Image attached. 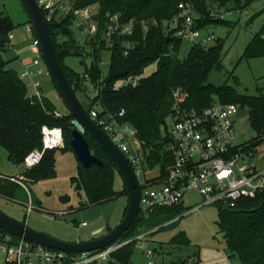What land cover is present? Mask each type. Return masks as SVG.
Segmentation results:
<instances>
[{
    "label": "trees",
    "instance_id": "obj_1",
    "mask_svg": "<svg viewBox=\"0 0 264 264\" xmlns=\"http://www.w3.org/2000/svg\"><path fill=\"white\" fill-rule=\"evenodd\" d=\"M255 1L257 0H78L77 7L98 6L93 17L97 30L84 44L74 36L72 25L75 17L71 12L59 19L54 15L48 23L61 65L79 97L87 94V82L98 89L96 96L90 98L89 105L82 101L88 111L96 108L100 117H104L111 113L118 116L121 110H125V114L118 116V119L136 129L145 171L158 168L164 177L174 161L169 149L171 137L167 120L173 117L176 89L181 88L188 93L182 103L187 109H201L216 101L223 104L240 103L249 107L252 127L257 132L264 127V94L248 95L240 93L228 83L217 86L209 82L210 72L223 68V40L217 39L210 46L196 43L181 58L179 49L183 38L177 35L183 26V18L179 17L181 3H189L194 7V27L201 30L210 25L231 24L220 15L211 17L214 10L219 13L230 2H234L237 9H244ZM115 15H118L121 27L132 22L133 30L128 34L115 30L111 34L109 46V39L104 35L109 32L111 17ZM176 19L177 25L174 24ZM29 23L32 25L30 17ZM171 24L175 25L174 29H171ZM15 29L12 18L1 13L0 51L6 50L10 34ZM33 33L37 37L34 27ZM126 42L134 45L128 54H125ZM106 49L111 51V66L110 74L103 77L102 53ZM69 55L92 57V64L86 67L84 75L65 63V57ZM260 56H264V25L244 52L246 58ZM152 62H157L158 68L152 74L143 76L146 66ZM133 78L139 81L136 86L130 82ZM120 81L127 82L118 86ZM56 110V104L45 94L42 100L30 96L28 86L19 71L8 67V61L0 55V145L8 151L13 162L24 163L31 152L42 149L44 125L61 127L65 140L62 149L72 150L74 116L69 112L57 116ZM85 135L92 151L103 160L101 165L92 163L85 166L80 162L78 173L73 177L77 189H83L87 195L85 205L99 204L121 193L127 194L125 181L124 190L120 192L115 189L116 174L119 172L115 161L97 140L87 132ZM55 150H47L39 164L28 168L21 175L31 181L55 177ZM11 177H0V194L12 196L18 182L11 180ZM183 211L184 203L171 207L156 206L152 210L141 209L131 227L115 243L157 227L161 229ZM218 226L230 255H238L243 264H264V195L240 199L234 208L220 206ZM0 229L4 234H9ZM12 237L13 240L20 238L15 235ZM170 243L187 246L191 240L186 233L179 232ZM136 244L133 240L118 248L108 263L129 264ZM190 262L184 261V264H194ZM200 262L199 258L195 263L201 264Z\"/></svg>",
    "mask_w": 264,
    "mask_h": 264
},
{
    "label": "rangeland",
    "instance_id": "obj_2",
    "mask_svg": "<svg viewBox=\"0 0 264 264\" xmlns=\"http://www.w3.org/2000/svg\"><path fill=\"white\" fill-rule=\"evenodd\" d=\"M97 12L98 6L93 8ZM222 19L231 22L230 25H210L201 29L202 37L208 34L214 39L208 45L215 44L217 39L224 43L225 56L223 68L213 69L209 74V82L221 86L228 83L234 86L240 93L248 95L264 94V56L246 58L244 52L255 34L264 25V0H257L249 7L237 9L234 2H230L219 10ZM9 15L15 23L13 31L16 49L20 50L21 56L16 57V50L6 47L2 56L8 61V67H13L22 75L25 71L31 72L41 80L43 93L51 98L59 110L64 113L68 109L55 88L51 76L45 67L43 74L38 73V66H32L35 55L40 52V47H32L35 38L30 31L29 15L21 0H0V14ZM59 12L57 19L66 16ZM211 17H218L214 10ZM175 25L171 24V29ZM72 30L76 39L85 43L97 30V23L92 20L88 24V30L79 28L73 23ZM108 38V35H104ZM104 37V38H105ZM111 46V40H107ZM196 44L195 41L185 37L182 39L179 56L185 57L188 51ZM26 47L21 52L20 48ZM30 58L29 67L21 66V62ZM84 60V61H83ZM65 63L74 71L84 75L86 67L92 64V57L85 58L76 55L65 57ZM111 51L106 49L102 53V76L110 74ZM158 68L157 62L149 63L143 76L152 74ZM28 86L30 96L36 94L31 77L24 78ZM123 81L118 82L122 86ZM87 94H81V100L90 104V98L96 96L98 89L88 83ZM250 110L245 106L235 116V126L239 142H245L257 135V131L250 123ZM174 117H169L167 123L169 128L174 125ZM114 138V136H113ZM116 141V140H115ZM135 146L140 147L137 139H133ZM141 148V147H140ZM57 175L51 178L31 181L20 178L21 183L15 187L12 196L0 194V210L24 221L31 228L50 234L56 238L77 242L92 239L93 237L106 234L115 228L124 218L129 203L126 193L99 204H87V195L83 189H77L73 177L78 173L79 160L73 150L58 148L55 150ZM28 168L25 163H15L9 158L8 151L0 145V177L20 176ZM159 171V169H155ZM153 172V170H152ZM152 172L150 174H152ZM140 183H144V177H140ZM115 189L124 190V178L117 172ZM202 196L197 191H192L184 199V211L175 219L165 223L161 229L154 228L146 231L144 240H138L134 236L120 243L136 241L134 254L129 264H184V261L195 262L200 258L201 264H243L238 255H230L223 233L218 226L220 206L217 204L204 205L194 209L200 204ZM32 203L33 207L30 208ZM86 222V225H81ZM101 230L100 233L95 234ZM179 232H184L191 240L190 245L178 246L170 243L171 239ZM138 240V241H137ZM144 243V246L142 244ZM152 252L151 255L148 253ZM4 253L0 251V264H5ZM105 264H110L106 262Z\"/></svg>",
    "mask_w": 264,
    "mask_h": 264
},
{
    "label": "built area",
    "instance_id": "obj_3",
    "mask_svg": "<svg viewBox=\"0 0 264 264\" xmlns=\"http://www.w3.org/2000/svg\"><path fill=\"white\" fill-rule=\"evenodd\" d=\"M38 2L44 14L46 13L45 17L48 21L61 11L64 15L71 12L75 17L76 25L84 30H88V24L94 20L96 13L93 10L95 5L77 7L78 0H38ZM180 8L179 17L183 18V26L177 35L209 46L208 42L214 37L211 34L202 37L200 29L194 27V7L189 3H181ZM217 14L220 15V12ZM174 22L177 25V19ZM28 29L33 31L32 25H29ZM117 29L126 34L132 33V22L121 27L118 15L112 16L107 33L109 40L111 34ZM14 38L15 35L12 32L9 44L19 55L20 50L16 49ZM31 46L40 47L38 37L35 36ZM126 47L125 54H128L129 49L134 45L126 42ZM2 52L0 51V55ZM43 61L40 50L32 61L33 65L39 67V74H43L46 69L41 66ZM21 76L22 78L31 77L36 90L33 96L42 100L44 93L41 80L28 70ZM130 82L134 86L139 83L137 78L131 79ZM187 96L188 93L181 88L174 92L175 122L170 128L169 146L174 161L168 167L164 177L160 172L154 177H149L148 172L145 171L141 148L135 146L133 142L134 138L137 139L136 129L118 119V116L125 114V110H121L118 116L111 113L104 117H100L96 108L90 111V115L98 125L114 141L116 140L115 142L130 160L138 178L144 177V183H140L141 209L152 210L156 206L171 207L184 203L186 195L192 191H197L202 196L200 204L194 209L210 204H217L222 208H234L240 199L264 195V127L252 139L239 142L235 116L245 106L240 103L223 104L216 101L201 109H187L182 105ZM55 114L63 115L58 108ZM42 133L43 147L26 157L24 163L27 168L39 164L47 150L65 146L61 127L44 125ZM10 179L21 183L19 176H13ZM29 206L32 208V203ZM81 225H86V222ZM144 238L145 234L137 237L138 240H144ZM129 242L130 240L124 243L117 242L102 249L73 253L49 248L22 237L13 240L11 234H4L0 229V251L4 253L7 264H105L110 261L112 254L118 248ZM148 254L151 255L152 252Z\"/></svg>",
    "mask_w": 264,
    "mask_h": 264
},
{
    "label": "water",
    "instance_id": "obj_4",
    "mask_svg": "<svg viewBox=\"0 0 264 264\" xmlns=\"http://www.w3.org/2000/svg\"><path fill=\"white\" fill-rule=\"evenodd\" d=\"M21 2L40 40L41 54L51 80L64 101L68 112L74 116V129L71 139L72 150L83 165L89 166L92 163L101 165L103 164V160L92 151L85 133L87 132L92 138L97 140L115 161L120 174L123 176L127 187L129 203L124 218L115 228L106 234L84 241H65L50 234L37 231L28 226L26 222L20 221L2 210H0V228L11 235L66 252L77 253L105 248L119 240L131 227L140 213L142 198L140 180L126 154L90 115V112L70 83L56 52L48 20L38 0H21ZM100 232L101 230L95 234Z\"/></svg>",
    "mask_w": 264,
    "mask_h": 264
},
{
    "label": "crops",
    "instance_id": "obj_5",
    "mask_svg": "<svg viewBox=\"0 0 264 264\" xmlns=\"http://www.w3.org/2000/svg\"><path fill=\"white\" fill-rule=\"evenodd\" d=\"M18 45V44H17ZM16 44H15V47L17 46ZM21 49V52L24 50V49H26V47H23V48H20ZM15 51V50H14ZM2 55V54H1ZM21 56V53L18 55L17 54V52H16V57H20ZM21 66H24V67H26L27 68V66L29 67V65H27V64H30V58L29 57H26L21 63ZM32 64V63H31ZM32 66H35V65H33L32 64ZM11 68H13V67H11ZM34 76V75H33ZM36 77V76H35ZM62 113H64L62 110H60ZM152 171H149L148 172V176L149 177H154V176H156V174H158L159 172H160V170L159 171H156V170H153V172H152V174H150ZM19 174H16V175H12V177L13 176H18ZM20 178L22 177V175H20L19 176ZM128 208V207H127Z\"/></svg>",
    "mask_w": 264,
    "mask_h": 264
},
{
    "label": "flooded vegetation",
    "instance_id": "obj_6",
    "mask_svg": "<svg viewBox=\"0 0 264 264\" xmlns=\"http://www.w3.org/2000/svg\"><path fill=\"white\" fill-rule=\"evenodd\" d=\"M98 237V236H97ZM93 238H96V237H93Z\"/></svg>",
    "mask_w": 264,
    "mask_h": 264
}]
</instances>
